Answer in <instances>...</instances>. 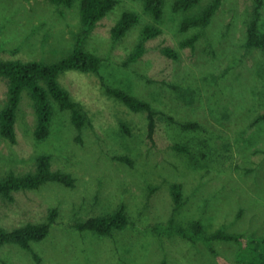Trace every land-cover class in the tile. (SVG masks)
Returning a JSON list of instances; mask_svg holds the SVG:
<instances>
[{
  "label": "rangeland",
  "instance_id": "374dc122",
  "mask_svg": "<svg viewBox=\"0 0 264 264\" xmlns=\"http://www.w3.org/2000/svg\"><path fill=\"white\" fill-rule=\"evenodd\" d=\"M80 1L67 7L49 0H0V59L52 62L69 54L81 28ZM210 1L173 12L174 0H165L162 18L155 21L140 0H119L97 22L84 47L101 59L98 74L67 71L59 79L89 119L81 131L69 112L56 109L50 135L37 141L36 116L24 96L15 142L0 136V176L32 170L36 157L47 153L53 169L70 173L75 185L50 182L15 192L12 201L0 197V228L42 222L53 208L58 213L48 237L32 244L39 260L9 244L0 249V264H240L236 242L214 241L208 247L154 232V225L171 214L173 183L182 186L184 199L173 215L176 223L199 220L206 234L222 228L264 236V119L256 121L264 115V51L244 45L252 0H222L204 29L180 31L182 19ZM127 10L140 21L113 39L112 28ZM261 13L264 30V4ZM147 24L161 33L144 43L138 60L126 64ZM196 33L194 46L180 47ZM105 86L147 101L163 114L156 117L152 140L146 114L126 108ZM6 101L7 80L0 78V111ZM187 122L199 127L178 125ZM174 144L186 145L188 153L175 151ZM120 156L132 164L119 161ZM120 204L130 223L112 236L73 227Z\"/></svg>",
  "mask_w": 264,
  "mask_h": 264
},
{
  "label": "trees",
  "instance_id": "16d2710c",
  "mask_svg": "<svg viewBox=\"0 0 264 264\" xmlns=\"http://www.w3.org/2000/svg\"><path fill=\"white\" fill-rule=\"evenodd\" d=\"M49 1L56 5L70 7L75 0ZM140 1L143 11L150 15L153 20L159 21L162 18L165 0ZM201 1L174 0L172 11L188 12L197 7ZM118 2L119 0H81L79 5L80 32L75 37L70 53L56 61L0 59V78L7 80V101L0 111V136L3 139L11 143L16 140L15 124L24 96L29 98L36 116L33 135L37 141H44L50 135L56 109L70 113L71 122L77 131H81L83 126L88 123L89 119L81 104L72 98L59 79L67 71L98 74L101 59L86 50L84 43L97 22L113 10ZM221 3L222 0H211L199 11L184 17L180 23V31L184 32L191 28L204 29L210 23ZM263 4L264 0H252L244 44L248 49L256 48L264 51V30L260 28ZM139 21L140 17L137 13L130 10L122 12L112 28L113 39L117 40L124 36ZM160 33L161 29L159 27L151 24L145 25L141 30L139 41L127 57L126 64L138 60L144 53V43ZM198 38L199 33H196L181 41L180 47H192ZM163 53L169 57H177L171 49H164ZM105 91L129 110L146 114L148 137L152 140L156 117L160 113L149 102L138 99L119 88L105 86ZM160 115L163 116V114ZM166 119L171 123H175L172 117L166 116ZM260 119H264V115L257 117L256 121ZM178 125L184 130L199 127V124L195 122L178 123ZM121 128L124 132H129L124 123H121ZM172 148L181 153H188L189 151L188 147L183 144H174ZM117 159L129 165L132 164L127 156H120ZM50 182L65 187H73L75 178L68 172L53 169L51 156L42 153L36 157L32 170L24 173L12 171L0 176V197L12 201L15 192L37 189ZM169 192L172 201L171 214L165 223L154 225L153 230L158 236L175 235L191 242L202 241L208 247H211L214 241L236 242L241 246L242 258L240 264H264V236L256 238L228 233L222 228L211 234H206L199 220H194L186 226L178 224L173 215L175 211L184 205L182 186L173 183ZM57 214V210L53 208L42 222H28L12 229L0 228V249L5 245L14 244L31 252L33 257L39 260L32 244L41 242L48 237L56 221ZM129 223L126 208L123 204H120L110 213L78 221L73 227L78 232H89L97 236L109 237L114 232L125 229Z\"/></svg>",
  "mask_w": 264,
  "mask_h": 264
}]
</instances>
